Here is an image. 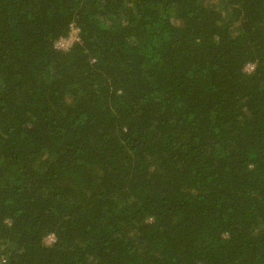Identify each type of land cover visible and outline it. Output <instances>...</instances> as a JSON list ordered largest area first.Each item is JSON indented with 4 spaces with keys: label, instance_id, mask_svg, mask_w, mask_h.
Returning a JSON list of instances; mask_svg holds the SVG:
<instances>
[{
    "label": "trees",
    "instance_id": "1",
    "mask_svg": "<svg viewBox=\"0 0 264 264\" xmlns=\"http://www.w3.org/2000/svg\"><path fill=\"white\" fill-rule=\"evenodd\" d=\"M0 264H264V0H0Z\"/></svg>",
    "mask_w": 264,
    "mask_h": 264
},
{
    "label": "built area",
    "instance_id": "2",
    "mask_svg": "<svg viewBox=\"0 0 264 264\" xmlns=\"http://www.w3.org/2000/svg\"><path fill=\"white\" fill-rule=\"evenodd\" d=\"M74 36L71 34L67 38H62L60 40L55 41L56 48L66 49L74 40ZM248 69H251L253 66L251 64L246 66ZM54 241L53 235H48L45 239V243L51 244Z\"/></svg>",
    "mask_w": 264,
    "mask_h": 264
}]
</instances>
